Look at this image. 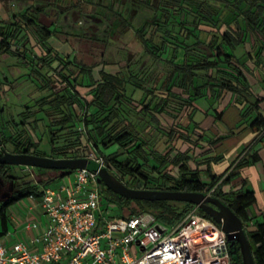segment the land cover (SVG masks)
<instances>
[{"label": "trees", "instance_id": "16d2710c", "mask_svg": "<svg viewBox=\"0 0 264 264\" xmlns=\"http://www.w3.org/2000/svg\"><path fill=\"white\" fill-rule=\"evenodd\" d=\"M129 3L145 13L133 30L140 48L138 60L129 63L127 71H113L102 62L97 77L93 74L95 65L88 66L75 57L64 60L49 45L52 32L39 20L42 7L30 6L14 13L9 24H0V56L27 59L29 74L40 90L49 92L35 102L37 110H25L20 116L26 119L42 114L51 149L49 155L40 153L38 144L29 138L22 145L1 132L0 146L12 142L14 152H21L24 146V152L54 158L94 153L129 187L138 181L150 189L190 192L215 186L213 196L242 221L254 263L264 264V213L255 220L248 214L256 202L255 192L245 189V181L238 189L228 187L246 166L255 167L264 180V160L259 155L264 147V97L259 94L264 89V0ZM109 9L124 27L131 25L129 13L113 9L112 4ZM249 78L256 83L251 84ZM134 91L139 99L133 97ZM227 95L239 107L240 116L230 132L249 127L256 135L232 165L215 175L210 163L218 161V156L201 162L195 158L206 155L224 138L209 139L202 123L208 116L214 121L221 119L222 111L217 107ZM201 99L205 103L198 105ZM0 124H4L2 117ZM205 138L210 149L198 144ZM196 149L202 151L195 153ZM10 167L0 165V173ZM34 169L55 175L36 179L26 171L23 181L0 202V238L8 230L11 205L29 196L40 197L41 187L69 173ZM100 195L102 205L118 207L117 217L146 212L164 224H174L193 207L188 202L130 199L105 186ZM199 213L212 219L201 210ZM232 264H241V258Z\"/></svg>", "mask_w": 264, "mask_h": 264}, {"label": "built area", "instance_id": "2783aa9c", "mask_svg": "<svg viewBox=\"0 0 264 264\" xmlns=\"http://www.w3.org/2000/svg\"><path fill=\"white\" fill-rule=\"evenodd\" d=\"M85 157L105 166L101 156ZM23 169L32 174L33 168ZM70 174L58 189L47 185L40 197L27 198L18 228L37 233L27 240L15 236L18 228L7 231L0 238V264H232L226 231L197 206L174 224L146 212L111 216L101 203L97 173L76 169ZM131 188L150 189L142 181ZM214 188L203 192L213 196ZM37 210L41 218L34 217Z\"/></svg>", "mask_w": 264, "mask_h": 264}, {"label": "rangeland", "instance_id": "374dc122", "mask_svg": "<svg viewBox=\"0 0 264 264\" xmlns=\"http://www.w3.org/2000/svg\"><path fill=\"white\" fill-rule=\"evenodd\" d=\"M130 1L0 0V22L9 24L14 13L23 12L30 5L46 8L48 13H45V16H40V21L52 32V36L48 39L49 45L64 60L70 61L75 57L88 66L95 65L93 74L94 77H97V71L101 68L102 62L106 63V67L113 71H127L130 69L128 64L138 60L140 48L134 38L133 30L145 13H141L137 8L134 9L135 5L131 6ZM121 3L122 5H120ZM110 4L115 10L121 9L125 15L129 13L131 24L129 27L122 25V22L109 9ZM0 60L2 61H0V86L1 84L8 85L7 91L3 90L4 86L0 87V118L2 117L4 122L3 125L0 124V132L4 135H11L15 142L18 141L22 145L26 138H29L38 144V152L49 155L51 144L45 131V118L39 112L34 117L32 115L26 119L20 116V113L25 110L30 112L37 110L38 106L35 102L49 92L39 89L38 83L29 74L27 59L21 61L3 55ZM71 68L72 66H70ZM3 75L6 77L2 78ZM131 90L130 86L128 92ZM133 97L140 98L136 91L133 92ZM197 103L201 105L205 102L201 99ZM3 148L13 152L14 145L12 142H8L4 144ZM21 149L23 150L24 146ZM93 155L96 156L94 153ZM32 172L33 178L36 179L55 175L52 172L41 174L35 169H32ZM25 173L26 171L20 166H11L8 170H3L0 173V202L9 195L16 185L23 181ZM70 176L71 174L64 178L67 179ZM202 179H206V177L202 175ZM48 185L58 189L60 183L51 181ZM26 200L28 199L22 201L26 202ZM19 204L17 202L11 205L8 208L9 213L17 211ZM104 204L103 207H105ZM106 207L109 215L115 217L120 215V210L116 205L108 203ZM11 223L9 218L8 225L10 227H12ZM251 227L249 226L247 229H251Z\"/></svg>", "mask_w": 264, "mask_h": 264}, {"label": "water", "instance_id": "95a60500", "mask_svg": "<svg viewBox=\"0 0 264 264\" xmlns=\"http://www.w3.org/2000/svg\"><path fill=\"white\" fill-rule=\"evenodd\" d=\"M0 165L31 168L55 169L68 171L86 169L96 172L95 182L100 188L105 186L114 193L137 200H167L188 202L197 206L205 214L216 221L227 233L228 247L232 260L241 264H255L249 241L240 218L218 197L209 196L205 192H190L182 190L137 189L131 188L111 174L106 166L87 157L54 158L31 153H11L1 147Z\"/></svg>", "mask_w": 264, "mask_h": 264}, {"label": "crops", "instance_id": "0c3cea01", "mask_svg": "<svg viewBox=\"0 0 264 264\" xmlns=\"http://www.w3.org/2000/svg\"><path fill=\"white\" fill-rule=\"evenodd\" d=\"M0 24H3L0 22ZM3 55L0 56V59ZM5 57H8L7 55H4ZM1 61V60H0ZM2 62V61H1ZM8 66V65H6ZM6 77L5 75L2 76ZM251 84L256 83V80H252L249 78ZM262 87H264V81L261 82ZM260 96L264 97V89L260 91ZM202 111L206 110L205 107L201 106ZM218 111H222L221 119L218 121H214V119L211 116H208L204 123H202V127L204 129L208 130V137L209 139L215 138L218 136H224L222 141L215 146V148H209L207 139H202L198 142L199 146L205 147V149L209 148V152L206 155L198 156L195 158L196 161L201 162L202 159L206 157H212V156H218L219 159L216 162H211V171L215 175H220L222 172H224L234 161L237 159V157L240 155L242 150L250 144V142L254 139L255 133L252 129L249 127L245 128L244 130L238 132V133H231L230 129L234 127V125L238 122L240 119L239 116V107L232 102V97L230 95L225 96L224 100L220 103V105L217 107ZM209 113H211V110H209ZM262 113H264V106H262ZM200 117V114L198 118ZM202 150H195V153H200ZM259 155L262 160H264V147L259 152ZM201 169L204 168L203 165L200 166ZM66 176V175H64ZM64 176L57 179L56 182L62 183L64 181ZM68 180V179H66ZM206 180V179H204ZM242 181H245V189L249 190L252 189L255 192L256 202L254 205H252L248 209V214L251 217H255V219H261L262 213H264V180L260 179L258 172L255 167L253 166H246L241 169L240 175L233 179L231 183L229 184V190L230 189H238L240 187V184ZM19 201V207L17 211H12L8 215L11 220L12 227L8 225L7 231H14L17 229L20 224L23 222L25 218V211L26 206H28L29 200H26V202ZM41 218V213L39 210L37 212L35 211L34 217H37V215ZM253 220V219H252ZM253 220V221H254ZM252 224V221L250 222V225ZM19 233L18 235H15L17 237L23 236L27 240H30L31 236L36 234L37 232H21V229L18 228Z\"/></svg>", "mask_w": 264, "mask_h": 264}, {"label": "flooded vegetation", "instance_id": "af4514ba", "mask_svg": "<svg viewBox=\"0 0 264 264\" xmlns=\"http://www.w3.org/2000/svg\"><path fill=\"white\" fill-rule=\"evenodd\" d=\"M31 7H33V8H38V7H42V6H32V5H30ZM30 6H28V7H30ZM27 7V8H28ZM26 8V9H27ZM43 9H44V13H42L41 15H39V20H40V16H45V13L47 14L48 13V11H47V9L46 8H44V7H42ZM25 9V10H26ZM2 86H4V91H7V89L6 88H8V85L7 84H1V86L0 87H2ZM9 91V90H8ZM3 92V91H2ZM1 147H3V146H0V155H2V151H1ZM24 150V149H23ZM23 150L21 149V152H23ZM7 151V150H6ZM9 152V151H8ZM11 153H20V152H14V148H13V152H11ZM27 153V152H26ZM7 166V165H6ZM22 169H23V167H22ZM24 170V169H23ZM24 171H26V170H24ZM33 173V172H32Z\"/></svg>", "mask_w": 264, "mask_h": 264}]
</instances>
